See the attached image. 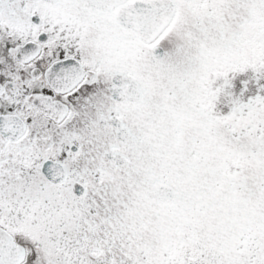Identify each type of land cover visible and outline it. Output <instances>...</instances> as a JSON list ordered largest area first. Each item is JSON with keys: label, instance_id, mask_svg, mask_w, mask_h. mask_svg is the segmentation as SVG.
Listing matches in <instances>:
<instances>
[{"label": "snow or ice", "instance_id": "obj_1", "mask_svg": "<svg viewBox=\"0 0 264 264\" xmlns=\"http://www.w3.org/2000/svg\"><path fill=\"white\" fill-rule=\"evenodd\" d=\"M0 264H264V0H0Z\"/></svg>", "mask_w": 264, "mask_h": 264}]
</instances>
